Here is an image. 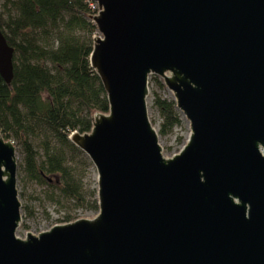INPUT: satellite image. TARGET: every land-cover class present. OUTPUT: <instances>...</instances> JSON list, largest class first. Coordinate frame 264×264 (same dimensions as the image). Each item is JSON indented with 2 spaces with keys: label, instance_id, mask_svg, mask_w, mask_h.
I'll list each match as a JSON object with an SVG mask.
<instances>
[{
  "label": "water",
  "instance_id": "obj_1",
  "mask_svg": "<svg viewBox=\"0 0 264 264\" xmlns=\"http://www.w3.org/2000/svg\"><path fill=\"white\" fill-rule=\"evenodd\" d=\"M109 103L70 141L97 171L93 218L18 236V152L0 131V264H264V0H92ZM14 49L0 27V75ZM190 125L166 157L150 76Z\"/></svg>",
  "mask_w": 264,
  "mask_h": 264
},
{
  "label": "trees",
  "instance_id": "obj_2",
  "mask_svg": "<svg viewBox=\"0 0 264 264\" xmlns=\"http://www.w3.org/2000/svg\"><path fill=\"white\" fill-rule=\"evenodd\" d=\"M91 3L0 0L1 31L14 49L12 81L0 75V131L16 145L18 178L24 174L22 180L46 187L47 199L60 207L98 213L97 190L88 191L85 184L92 163L69 139L74 132L89 133L95 113H109L90 62L98 32L90 19L98 11ZM151 79L165 88L159 77ZM152 96L159 135H171L181 125V112L174 99L157 91Z\"/></svg>",
  "mask_w": 264,
  "mask_h": 264
},
{
  "label": "rangeland",
  "instance_id": "obj_3",
  "mask_svg": "<svg viewBox=\"0 0 264 264\" xmlns=\"http://www.w3.org/2000/svg\"><path fill=\"white\" fill-rule=\"evenodd\" d=\"M95 36H99L98 33ZM150 79L149 82H151L149 83V97L147 99L148 113L151 122L153 121L155 123L154 127L159 133L161 119L152 108V93L157 91L163 97L168 99H173V94L166 87L164 89H159L154 84L152 79ZM181 121V125L176 127L171 135H159L160 145L162 146L164 155L166 157H172L173 155L179 153L187 143L190 135V125L182 113ZM22 177H24V174L18 178L17 184L19 197L22 204V222L17 233L20 238H24L28 232L37 235L41 232L51 229L56 225L65 224L67 223L65 222L67 216L71 217V220L69 221L71 222L81 218L92 217L97 214L92 210L77 209L71 205L60 207L47 199L46 187L38 185L36 182H32L27 178L22 180ZM85 184L88 191L97 190V171L93 164L87 167ZM22 226H26L28 228L25 229Z\"/></svg>",
  "mask_w": 264,
  "mask_h": 264
},
{
  "label": "built area",
  "instance_id": "obj_4",
  "mask_svg": "<svg viewBox=\"0 0 264 264\" xmlns=\"http://www.w3.org/2000/svg\"><path fill=\"white\" fill-rule=\"evenodd\" d=\"M91 6L99 12V9H98V5H97V3L93 2V3H91ZM98 12H97V13H98ZM95 216H96V215H95ZM95 216H92V217H86V218H93V217H95ZM77 220H78V219H77ZM74 221H76V220H74ZM71 222H73V221H71ZM67 223H68V222H67Z\"/></svg>",
  "mask_w": 264,
  "mask_h": 264
},
{
  "label": "bare ground",
  "instance_id": "obj_5",
  "mask_svg": "<svg viewBox=\"0 0 264 264\" xmlns=\"http://www.w3.org/2000/svg\"><path fill=\"white\" fill-rule=\"evenodd\" d=\"M94 37H95V36H94ZM74 133H75V132H74ZM72 134H73V133H72ZM72 134H71V135H72ZM71 135H70V136H71ZM69 139H70V137H69Z\"/></svg>",
  "mask_w": 264,
  "mask_h": 264
}]
</instances>
